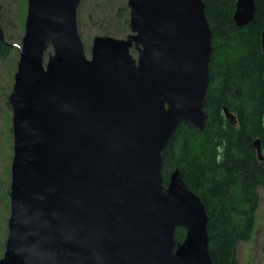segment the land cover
I'll list each match as a JSON object with an SVG mask.
<instances>
[{
    "label": "water",
    "instance_id": "obj_1",
    "mask_svg": "<svg viewBox=\"0 0 264 264\" xmlns=\"http://www.w3.org/2000/svg\"><path fill=\"white\" fill-rule=\"evenodd\" d=\"M80 2L27 0L7 99L13 157L0 264H214L204 202L178 168L166 184L161 173L179 124L202 132L207 119L204 0H127L130 32L95 36L89 58ZM254 11L255 0H235L233 21L242 27ZM253 146L262 160L260 138Z\"/></svg>",
    "mask_w": 264,
    "mask_h": 264
},
{
    "label": "trees",
    "instance_id": "obj_2",
    "mask_svg": "<svg viewBox=\"0 0 264 264\" xmlns=\"http://www.w3.org/2000/svg\"><path fill=\"white\" fill-rule=\"evenodd\" d=\"M204 2L213 32L205 127L200 132L179 124L162 153L161 173L166 184L171 170L178 168L204 202L213 263L238 264V245L252 238L264 191V157L260 160L253 146L260 138L264 156V0H255L253 18L242 27L232 18L235 0ZM121 9L125 14L119 25L126 33L128 12L126 6ZM10 48L0 44V56ZM224 105L235 115V124L225 118ZM183 236L184 229L176 228V239Z\"/></svg>",
    "mask_w": 264,
    "mask_h": 264
},
{
    "label": "rangeland",
    "instance_id": "obj_3",
    "mask_svg": "<svg viewBox=\"0 0 264 264\" xmlns=\"http://www.w3.org/2000/svg\"><path fill=\"white\" fill-rule=\"evenodd\" d=\"M0 26L6 44L12 46L6 56H0V257L5 249L7 220L9 217V185L13 157L12 112L6 100L14 82V72L19 59L18 46L24 35L27 0H0ZM129 8L127 0H81L77 8V27L87 58L90 57L92 40L97 35L125 37L119 21ZM121 31V32H120ZM51 49L49 48L48 51ZM137 56L135 50H131ZM261 202L252 238L238 245V264H264V191L260 190Z\"/></svg>",
    "mask_w": 264,
    "mask_h": 264
}]
</instances>
